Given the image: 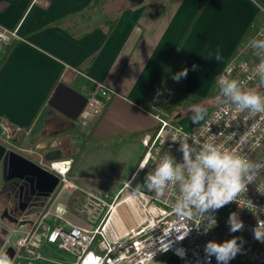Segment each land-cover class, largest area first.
<instances>
[{"label":"crops","instance_id":"obj_1","mask_svg":"<svg viewBox=\"0 0 264 264\" xmlns=\"http://www.w3.org/2000/svg\"><path fill=\"white\" fill-rule=\"evenodd\" d=\"M203 1L0 0V24L18 27L19 33L0 50L4 134L10 130L13 138L24 136L44 152L86 143L74 163L61 160L70 162L65 164L68 183L59 179L45 219L47 228L64 219L91 230L95 224L80 212L88 197H113L138 170L159 127L151 108L152 89L190 24L170 75L188 68L180 96L203 98L261 15L256 0H207L197 15ZM93 80L115 91L96 122L78 129L51 118L48 100L59 82L85 95ZM177 95L174 91L171 113ZM74 131L81 141L71 140ZM150 166L138 170L133 185L143 184ZM36 217L14 224L11 241L22 237ZM3 225L0 222L4 240ZM50 246L43 245L42 254L64 262Z\"/></svg>","mask_w":264,"mask_h":264},{"label":"built area","instance_id":"obj_2","mask_svg":"<svg viewBox=\"0 0 264 264\" xmlns=\"http://www.w3.org/2000/svg\"><path fill=\"white\" fill-rule=\"evenodd\" d=\"M259 11L261 15L253 24L252 32L218 74L216 86L220 87L222 77H228L242 81L244 88L264 92V85L260 84L255 73L259 58L249 44L252 39H264V8ZM17 38L18 27L8 28L0 24V50L8 48ZM93 81L92 86L86 88L87 100L76 119L82 128L89 127L101 117L115 94L104 82ZM173 98L174 91L169 86L152 92L151 108L159 127L146 146L138 170L148 163H151L150 170L154 169L164 152L182 160L183 154L177 149L179 142L185 139L189 143L194 140L199 145L214 138L215 143L251 161L264 163V113L237 112L231 103H218L199 125L186 129L176 123L169 109ZM66 163L70 165V162L56 161L47 162V166L60 180L68 183L69 166L65 167ZM138 170L113 197L107 194L88 197L80 212L95 224L91 230L64 219L47 228L45 216L49 211L41 213L19 238L13 264H42L43 261L67 264L42 254L45 244L72 255L75 258L73 264H150L159 256H175L179 259L178 264H217L214 256L210 260L206 257L205 245L209 241L222 243L233 237L240 238L238 243H242V250L229 264H264V242L254 236L258 223L264 224V169L255 175L237 201L214 213L196 214L190 218L177 216L173 209L180 195L177 185H170L162 196L148 193L143 188L134 194L137 186L132 181ZM233 212L238 213L244 225L235 233L230 231L228 224ZM10 245L14 246V242ZM177 249H183L186 255L181 258L176 254Z\"/></svg>","mask_w":264,"mask_h":264},{"label":"clouds","instance_id":"obj_3","mask_svg":"<svg viewBox=\"0 0 264 264\" xmlns=\"http://www.w3.org/2000/svg\"><path fill=\"white\" fill-rule=\"evenodd\" d=\"M254 54L259 58L255 73L261 85H264V39H252L249 42ZM219 50L215 60H220ZM211 59V56L208 57ZM193 66V70L195 69ZM171 73V70H169ZM188 68L172 74V79L179 82L187 77ZM220 93L216 97L219 103H231L237 112L248 110L255 113H264V92L255 89H246L243 82L237 79L222 77L219 81ZM191 122L199 125L207 116V109L201 105H192ZM177 151L183 154L179 160L169 152H164L154 169L149 170L144 182L138 185L134 194L140 188L148 193L162 196L170 185H177L179 198L174 202L173 209L177 216L190 218L199 214L201 216L214 213L216 210L233 201H237L239 194L253 181L255 175L264 169V163L254 162L236 151L229 150L222 144H217L214 138L197 145L193 140L187 139L179 142ZM144 165H141V169ZM230 231L235 233L243 228V221L238 213L229 215ZM256 239L264 242V224L260 222L254 228ZM182 240V239H181ZM239 237H233L224 242L209 241L204 248L206 257L213 256L217 264H229L241 252L242 243ZM168 248L165 249V251ZM176 254L183 258L186 253L177 249ZM149 255H155L150 253ZM0 264H13L8 252L0 249Z\"/></svg>","mask_w":264,"mask_h":264},{"label":"water","instance_id":"obj_4","mask_svg":"<svg viewBox=\"0 0 264 264\" xmlns=\"http://www.w3.org/2000/svg\"><path fill=\"white\" fill-rule=\"evenodd\" d=\"M86 100L84 94L64 82H59L48 100V111L58 112L66 121L74 125ZM44 158L47 162L61 161L62 151L61 149L49 150ZM58 184L59 177L56 174L0 142V206L4 209L3 216L10 215L9 219L16 223L25 222L26 220H19V217L34 212L38 206L36 201L50 196ZM22 201L26 202L24 206L18 204ZM19 241L15 239L14 246L9 245L4 250L12 259ZM2 244L1 241L0 246ZM178 263L179 259L175 256L164 261V264Z\"/></svg>","mask_w":264,"mask_h":264},{"label":"flooded vegetation","instance_id":"obj_5","mask_svg":"<svg viewBox=\"0 0 264 264\" xmlns=\"http://www.w3.org/2000/svg\"><path fill=\"white\" fill-rule=\"evenodd\" d=\"M50 116H53L51 118L52 119H56L57 122H59L58 124H62L64 122H66L65 121V118L62 117L56 111H51L50 112ZM74 126L75 127H79L80 129L82 128V127H80L77 124V121H75V123L72 126V128ZM4 130L5 129L2 126H0V142H2L4 145H6L9 149L18 151L19 153L25 155L27 158L33 160L34 162H36L37 164H39L40 166H42L44 169L50 171L48 169V166H47V161L44 158V155H45L46 152H44L42 150V146L41 145H37V146L33 145L24 136L19 137V138H13L12 133H11L10 130H9L10 133L8 132L7 134H6V132L4 134ZM29 155L35 156L37 158L30 157ZM66 159H68V158H66ZM50 172H52V171H50ZM52 173H54V172H52ZM54 174H56V173H54ZM59 179H60V177H59ZM55 190H54V192H55ZM54 192L50 196H48L47 198H42V199L37 200L36 201L38 203L37 209L34 212H31V213L27 214L26 216H22V217L20 216L19 217V220H21V221L26 220L27 221V220L31 219V217L33 215H35V214L37 215V217H36V219H37L38 216L41 213L43 214V213H45L47 211L50 212V207H52V203H53L52 202V198L54 199V195H55ZM18 204L20 206H24L26 204V202L25 201H22V202H18ZM27 210H29V208H27ZM3 214H4V209H3V207L0 206V222L4 224L3 225V228H2L3 229L2 231L5 234L4 235L5 239L4 240H3V238L0 239V242L1 241L3 242V244L0 246V249L5 250L10 245V243H12L11 236H12L13 232L15 231V229L13 228V226H14V224H17L19 222H17V223L16 222H13V221H11L9 219L10 218V215L8 217L7 216L8 214L5 215V216H3ZM47 215L45 216V219H46Z\"/></svg>","mask_w":264,"mask_h":264},{"label":"rangeland","instance_id":"obj_6","mask_svg":"<svg viewBox=\"0 0 264 264\" xmlns=\"http://www.w3.org/2000/svg\"><path fill=\"white\" fill-rule=\"evenodd\" d=\"M181 83H182V81H181ZM214 86H216V84ZM246 89H248V88H246ZM219 93H220V87H218V86L215 87V89L213 90V92L210 95L203 97V98H196V97H193L192 95L181 97L180 93H178L179 96L178 95H177V97L175 96V99H174L175 104L172 108V116L177 121V123L182 125L184 128L192 129L196 125L192 124V122H191V112L189 111L190 107L192 105L201 104L207 109V113H209L219 103L216 100V97L219 95ZM45 119H46V116H45ZM77 128L79 129V127H77ZM80 136L81 135L78 131H74L71 140L81 141ZM79 147L80 146L75 147L73 145V146H71V150H68L67 148H62V153H63L62 158L66 159V158L72 157L74 152H76L78 149H80ZM82 147H84V146H82ZM29 156L35 157L32 155H29ZM35 158H37V157H35ZM49 251L55 257H58L60 260H62L64 262L73 264L75 261V258L72 255H70L69 253H67L65 251L58 249L55 246H50ZM167 257L168 256H159V257L155 258L150 264H164V261Z\"/></svg>","mask_w":264,"mask_h":264},{"label":"trees","instance_id":"obj_7","mask_svg":"<svg viewBox=\"0 0 264 264\" xmlns=\"http://www.w3.org/2000/svg\"><path fill=\"white\" fill-rule=\"evenodd\" d=\"M207 0H204L197 12V15L199 14V12L201 11V9L204 7L205 3H206ZM257 4L259 5V8H264V3L261 2L260 0H256ZM256 21V20H255ZM191 29V24L187 27L186 31H185V34L183 35L180 43H179V46L177 47V49L172 53V55L170 56L169 60L167 61L166 65L163 67L162 71L160 72L158 78L156 79V82H155V85H154V88L152 89L153 91L162 86V85H167L169 87H171L176 93H183L184 91V87L181 83V81L177 82L175 80L172 79V76L170 75V72L169 70H173L176 62H177V57H176V54L179 53L182 49V45H183V42H184V39L185 37L187 36L188 32L190 31ZM215 89V86L213 85V88L211 89V91L209 92V95L213 92V90ZM152 91V92H153ZM52 92V91H51ZM171 105V104H170ZM170 105H169V109H170ZM92 131V130H91ZM83 144L80 145V149L77 150L76 153H74L72 155L71 158H68L72 161V163L75 162V160L79 157V155L81 154V151L83 150L84 147ZM67 159V160H68Z\"/></svg>","mask_w":264,"mask_h":264},{"label":"bare ground","instance_id":"obj_8","mask_svg":"<svg viewBox=\"0 0 264 264\" xmlns=\"http://www.w3.org/2000/svg\"><path fill=\"white\" fill-rule=\"evenodd\" d=\"M131 205H134V203L132 202Z\"/></svg>","mask_w":264,"mask_h":264}]
</instances>
